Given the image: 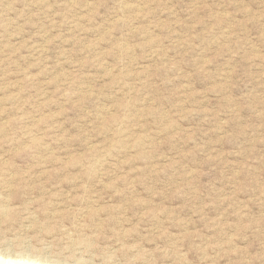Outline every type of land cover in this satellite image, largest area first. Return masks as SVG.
Listing matches in <instances>:
<instances>
[{
  "label": "rangeland",
  "instance_id": "rangeland-1",
  "mask_svg": "<svg viewBox=\"0 0 264 264\" xmlns=\"http://www.w3.org/2000/svg\"><path fill=\"white\" fill-rule=\"evenodd\" d=\"M0 260L264 264V0H0Z\"/></svg>",
  "mask_w": 264,
  "mask_h": 264
},
{
  "label": "bare ground",
  "instance_id": "bare-ground-1",
  "mask_svg": "<svg viewBox=\"0 0 264 264\" xmlns=\"http://www.w3.org/2000/svg\"><path fill=\"white\" fill-rule=\"evenodd\" d=\"M72 5V4H71ZM4 201V200H3ZM2 208V207H1ZM24 258V257H23ZM4 259V258H3ZM19 260V259H18ZM17 260V261H18ZM20 261V260H19ZM33 261V260H32ZM30 261V262H32ZM0 264H29V263H25V262H10L8 260H0ZM32 264V263H31ZM37 264V263H35Z\"/></svg>",
  "mask_w": 264,
  "mask_h": 264
}]
</instances>
